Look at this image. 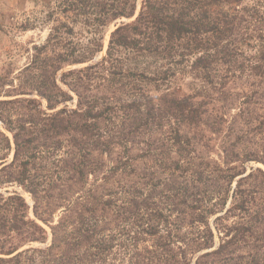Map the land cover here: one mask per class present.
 Instances as JSON below:
<instances>
[{"label": "trees", "instance_id": "obj_1", "mask_svg": "<svg viewBox=\"0 0 264 264\" xmlns=\"http://www.w3.org/2000/svg\"><path fill=\"white\" fill-rule=\"evenodd\" d=\"M53 1L0 100V264H264V0Z\"/></svg>", "mask_w": 264, "mask_h": 264}, {"label": "rangeland", "instance_id": "obj_2", "mask_svg": "<svg viewBox=\"0 0 264 264\" xmlns=\"http://www.w3.org/2000/svg\"><path fill=\"white\" fill-rule=\"evenodd\" d=\"M54 10H56V4L53 0H0V100L8 99L3 94L18 85V73L28 65L33 53V46L44 43L51 27L54 25L52 20L57 19L56 17L60 15L55 14L53 19L48 20V13ZM120 21H117L116 24L121 23ZM114 27V24H110L105 29L104 51L95 58V61L104 56L110 33ZM74 67L76 66L68 68ZM17 97L26 98L29 96ZM252 134L253 132L250 131L244 143L246 148L254 150L258 148L256 146L261 147L264 141L258 135L253 136ZM250 167L260 168L264 172V165L260 163L250 161L246 164L248 172ZM5 190L10 191L11 188L6 187L2 191ZM24 196L31 206L30 197ZM30 216L32 217L31 213ZM46 229L49 231L48 228ZM49 241L45 244H33L32 246L45 247L49 244ZM120 255L122 256V253Z\"/></svg>", "mask_w": 264, "mask_h": 264}, {"label": "water", "instance_id": "obj_3", "mask_svg": "<svg viewBox=\"0 0 264 264\" xmlns=\"http://www.w3.org/2000/svg\"><path fill=\"white\" fill-rule=\"evenodd\" d=\"M133 19H134V18H132L131 20L123 19V20H121L120 22H125V23H127V22H129V21H132ZM119 24H120V23H119ZM119 24H118V25H119ZM118 25H117V26H118ZM117 26H115V27L113 28V30H114ZM245 175H246V174H245ZM245 175H244V176H245Z\"/></svg>", "mask_w": 264, "mask_h": 264}]
</instances>
